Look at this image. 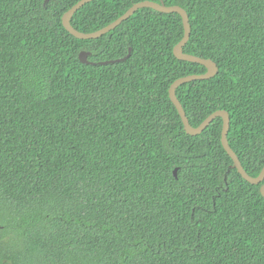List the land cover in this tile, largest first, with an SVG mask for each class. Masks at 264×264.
<instances>
[{
	"label": "trees",
	"instance_id": "16d2710c",
	"mask_svg": "<svg viewBox=\"0 0 264 264\" xmlns=\"http://www.w3.org/2000/svg\"><path fill=\"white\" fill-rule=\"evenodd\" d=\"M81 0H0V264H264V197L222 144L190 136L170 87L207 68L179 60L177 13L138 10L81 40ZM144 1L180 6L184 52L213 60L176 93L193 127L218 110L250 176L264 168V0H94L98 31ZM125 58L107 65L84 64ZM178 169V177L174 175Z\"/></svg>",
	"mask_w": 264,
	"mask_h": 264
},
{
	"label": "water",
	"instance_id": "95a60500",
	"mask_svg": "<svg viewBox=\"0 0 264 264\" xmlns=\"http://www.w3.org/2000/svg\"><path fill=\"white\" fill-rule=\"evenodd\" d=\"M94 0H81L78 2L76 5H74L68 12H66L63 16L62 22L66 30L72 34L74 37L81 39V40H92V39H98L107 33L111 32L112 30L116 29L118 26H120L124 21L128 20L131 16H133L138 10L143 9V8H151L153 10L170 14V13H177L182 17L183 21V26H184V37L183 39L175 46L174 48V54L175 56L182 61H187V62H193V63H198L207 68V72L205 74L201 75H190L186 76L183 78H180L176 80L172 86L170 87V98L171 101L173 102L174 106L178 110L184 127L185 131L187 132L188 135L190 136H197L202 134L209 126L210 124L217 118H222L223 119V129H222V144L228 155L232 158L234 161V167L238 170V172L241 174V176L248 181L252 185H260L261 186V194L264 197V168L260 172V174L257 177L250 176L247 171L244 169L238 155L235 153V151L231 148L228 140V134L230 130V125H231V117L229 113L225 110H218L211 114L204 122L199 127H193L189 121V118L185 112V109L181 102L179 101L177 97V89L186 83L196 81V80H208L213 77H215L219 71L218 65L211 59H204L195 55H190L184 52V47L187 45V43L190 40L191 33H192V28L190 24V19L187 11L183 9L180 6H166L163 3H156L153 1H144L135 4L132 6L123 16L118 18L116 21L111 23L110 25L106 26L105 28H102L98 31L91 32V33H84L72 25L71 21L73 16L76 14L78 10H80L83 6L86 4L92 2ZM131 54H128L125 58L121 59H116V60H108V61H103V62H91L89 60V56L91 55V52L88 51H82L79 55L80 61L84 64H91V65H96V64H101V65H107V64H112V63H117L120 61H123L127 59ZM174 175L178 177V169H175Z\"/></svg>",
	"mask_w": 264,
	"mask_h": 264
}]
</instances>
